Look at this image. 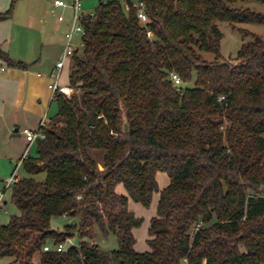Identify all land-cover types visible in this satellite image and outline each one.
I'll list each match as a JSON object with an SVG mask.
<instances>
[{"label": "trees", "instance_id": "trees-1", "mask_svg": "<svg viewBox=\"0 0 264 264\" xmlns=\"http://www.w3.org/2000/svg\"><path fill=\"white\" fill-rule=\"evenodd\" d=\"M241 1L107 0L83 15L72 93L55 94L36 154L21 159L0 264H264V34L231 64L216 24L264 27V12L231 7ZM0 60L28 66L1 49ZM158 172L169 177L162 189ZM155 192L148 250L138 252L143 218L128 201L149 207ZM61 216L72 222L58 231L51 219ZM109 234L117 249L100 247Z\"/></svg>", "mask_w": 264, "mask_h": 264}, {"label": "crops", "instance_id": "crops-1", "mask_svg": "<svg viewBox=\"0 0 264 264\" xmlns=\"http://www.w3.org/2000/svg\"><path fill=\"white\" fill-rule=\"evenodd\" d=\"M17 1L15 0L14 7ZM47 1L53 6V0ZM9 4L7 6V1L5 4L0 3V12L5 11ZM47 14L46 11L45 14L40 15V19L30 9L18 26H14V14L11 18L0 21V49L7 53L10 59L28 65L26 68L12 67L0 60V66H4V69L0 71V177H6L8 173L11 176L12 173L17 174L19 171L20 164H17L21 163L28 146L23 133L24 129L37 130L41 122H48L56 113V105L49 88V77L55 70L56 61L62 56L65 34L60 39V43L50 42L47 33L44 32ZM71 19L72 16L70 25ZM65 20L64 17L63 21H59L57 16L58 24ZM68 64L67 59L59 81L61 86H68L69 73L67 80L63 77ZM0 181L3 182V187L5 181L3 178ZM2 187L0 185V189ZM122 189L119 191L117 187L119 193H122L124 190ZM6 204L7 201L4 198L3 205ZM16 213L17 210L14 214ZM147 229L146 236L139 231L137 234L134 229L136 242L138 237L142 238L144 243L146 242ZM137 244L135 243V249ZM141 247L142 252L146 251L147 245L141 243Z\"/></svg>", "mask_w": 264, "mask_h": 264}, {"label": "rangeland", "instance_id": "rangeland-1", "mask_svg": "<svg viewBox=\"0 0 264 264\" xmlns=\"http://www.w3.org/2000/svg\"><path fill=\"white\" fill-rule=\"evenodd\" d=\"M7 1V6L10 2V0H0V3H4ZM68 5L72 4L74 0H63ZM100 1H107V0H80L81 3V13L87 15L94 12L95 8L97 7L98 3ZM134 1V0H133ZM233 8H247L254 12H264V4H262L259 0H244L241 2H236L231 5ZM34 11V13L37 15L36 17L40 18V15L45 14L47 11V21L45 24V33H47V36L50 40V42H54V44L60 43V39L64 36L66 31L70 28V18L72 16V11L70 7H61V8H55L52 6L51 2L47 0H18L14 7V26H18L22 23V20L27 15V11ZM47 9V10H46ZM27 10V11H26ZM45 11V12H44ZM63 15L65 17V21L58 24L57 16ZM41 19V18H40ZM219 30L222 33V39L220 41V54L223 57V59H226L230 61L231 64L235 63L234 58L237 55V52L241 45L249 40H252V35L256 36H263L264 34V27L259 24H235V26L231 25L229 22L226 21H217L216 22ZM241 29L245 32L247 35H243ZM45 37V34H44ZM82 43V35L80 33H75L73 35V45L76 49L81 51ZM203 58L206 61H213L214 55L211 53H203ZM68 68L65 71L63 77L67 80L68 73L70 72V66H71V58L68 59ZM189 86L192 85V83H188ZM56 105V104H55ZM57 110V107H56ZM28 154L34 156L36 154L35 152V144H32V146L28 149ZM11 172V171H10ZM26 176L21 168H19V171L17 172V177ZM10 173L7 174L6 177H0L3 178V180H7L10 178ZM156 180L158 182L159 189H162L163 187L167 186L169 184V177L164 172H158L156 174ZM0 185L2 187L3 182L0 181ZM119 191H121L122 186H118ZM123 190V189H122ZM125 193L123 190L122 193ZM5 198L7 201L6 205H1V209L7 210L6 212L4 210H0V226L4 225L8 222L9 216L14 214L16 212V208L10 201V191H7L5 194ZM159 194L158 192L153 193L152 200L149 207H144L140 203H137L131 199L128 201V208L134 212V214L137 217L143 218V222L139 228H136L135 230L139 232H142V235L146 236V229L148 225V220L151 216L155 214L157 202H158ZM72 222V219L67 218L66 216L61 217H53L51 219V227L55 230L61 231L64 227V225L69 224ZM148 238V234H147ZM146 238V239H147ZM138 241L136 251L142 252L143 249H141V243L145 246L147 243L143 242V239L138 237ZM77 242V236L75 235L73 238L69 239L65 246L68 244H74ZM99 245L104 250H114L118 248V243L116 240V237L113 234H109L107 237H103ZM148 250V245L147 249Z\"/></svg>", "mask_w": 264, "mask_h": 264}, {"label": "built area", "instance_id": "built-area-1", "mask_svg": "<svg viewBox=\"0 0 264 264\" xmlns=\"http://www.w3.org/2000/svg\"><path fill=\"white\" fill-rule=\"evenodd\" d=\"M53 7H55V8L70 7L72 9V19H71L70 29L65 33V45H64L62 56H61V58H59L56 61L55 70L49 77V79H50L49 88H50L51 93H52V99H54L55 94L58 92L66 95V96H70V94L72 93V88H70L69 86H61L59 81L61 78V73H62V69H63L64 64H65V61L67 59H70L72 57V55L74 54V52L76 50H78L73 45V35L75 33H80L83 36V34H84V28L81 24V18L83 17L84 14L80 12L81 11L80 0H74L73 3L70 5H68L63 0H53ZM137 7H138V17L140 18V20L143 23L146 22L147 16L144 12L143 3L142 2L137 3ZM58 20L63 21L64 16L58 15ZM81 47H82V43H81ZM3 69H4V66H0V71ZM171 80L173 81L174 85H180L181 84V79L177 74H171ZM45 123L46 122H41L40 126L37 130L24 129L23 133H24L25 138L27 140L28 146L25 149V153H24L23 157H26V155L28 153L29 146H31L32 144H35L36 141L44 138V134L41 131V127L44 126ZM19 164H21V163H18L17 165H19ZM16 179H17V174L13 173V175H11L10 178L5 180L4 186L0 189V209H1V205L4 202L6 192L11 190L12 185L16 181ZM51 249H52L51 245H45L43 247V251H49ZM55 250L56 251H62V250H64V246L58 245L55 248Z\"/></svg>", "mask_w": 264, "mask_h": 264}, {"label": "water", "instance_id": "water-1", "mask_svg": "<svg viewBox=\"0 0 264 264\" xmlns=\"http://www.w3.org/2000/svg\"><path fill=\"white\" fill-rule=\"evenodd\" d=\"M130 4H131V1H128V5H130ZM127 129H128V125H127L126 121H124V123H123V130L124 131H127Z\"/></svg>", "mask_w": 264, "mask_h": 264}]
</instances>
